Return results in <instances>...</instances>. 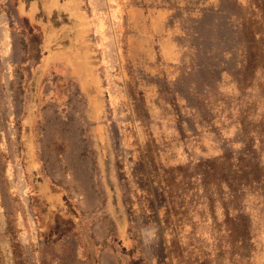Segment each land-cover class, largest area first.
<instances>
[{"label":"rangeland","instance_id":"rangeland-1","mask_svg":"<svg viewBox=\"0 0 264 264\" xmlns=\"http://www.w3.org/2000/svg\"><path fill=\"white\" fill-rule=\"evenodd\" d=\"M85 4L95 87L3 25L2 262L264 264V0Z\"/></svg>","mask_w":264,"mask_h":264},{"label":"crops","instance_id":"crops-1","mask_svg":"<svg viewBox=\"0 0 264 264\" xmlns=\"http://www.w3.org/2000/svg\"><path fill=\"white\" fill-rule=\"evenodd\" d=\"M11 2L14 4L10 13L12 20L0 22V36L5 30L3 25H8L9 31L17 30L19 35L29 41V47H36L41 63L66 60L75 62L78 66L84 62V55L80 51L82 48L74 49L73 46L77 47L74 41L81 39L77 45L83 47L84 41L87 42L89 37L90 25H97L92 14L83 7L84 0H11ZM66 17L69 20L65 19ZM67 33L70 37L68 43ZM67 44L70 48H67ZM59 45L66 48L58 49ZM27 59L30 61L32 58ZM2 261L0 251V264H4Z\"/></svg>","mask_w":264,"mask_h":264},{"label":"flooded vegetation","instance_id":"flooded-vegetation-1","mask_svg":"<svg viewBox=\"0 0 264 264\" xmlns=\"http://www.w3.org/2000/svg\"><path fill=\"white\" fill-rule=\"evenodd\" d=\"M85 63V61L83 62V63H80L77 67H80V66H82V64H84ZM86 63H85V66H84V69H83V67H82V69L81 70H79V68H76V70L78 71V72H76L77 73V76L78 75H80L81 77H82V81H83V83H85V78H88V80H89V85L90 86H93V87H95V85L97 86V83H93V82H95L94 81V79H95V75L93 74V72L92 71H90V69L88 68V71L86 70ZM87 71V72H86ZM84 79V80H83Z\"/></svg>","mask_w":264,"mask_h":264},{"label":"trees","instance_id":"trees-1","mask_svg":"<svg viewBox=\"0 0 264 264\" xmlns=\"http://www.w3.org/2000/svg\"><path fill=\"white\" fill-rule=\"evenodd\" d=\"M84 4H83V7L85 8V9H87L86 8V4H85V0H84V2H83ZM10 5L13 7V3L11 2V0H10ZM65 19H67V20H69V18L68 17H66ZM64 26H66V27H69V28H71V27H74L73 25H64ZM72 32H74L73 30H72ZM76 34V33H75ZM76 40V39H75ZM70 41V37L68 36V33H67V37H66V42L68 43ZM36 42V41H35ZM75 42V41H74ZM84 43H87V42H85L84 41ZM65 45V44H64ZM69 44H67V48L69 47L70 48V45L68 46ZM62 46V45H61ZM60 47V45L57 47V48H59ZM74 47V46H73ZM61 48H66V47H60V49ZM75 49V48H74ZM79 49V48H78ZM84 58H85V56H83Z\"/></svg>","mask_w":264,"mask_h":264},{"label":"bare ground","instance_id":"bare-ground-1","mask_svg":"<svg viewBox=\"0 0 264 264\" xmlns=\"http://www.w3.org/2000/svg\"><path fill=\"white\" fill-rule=\"evenodd\" d=\"M107 261V260H106Z\"/></svg>","mask_w":264,"mask_h":264}]
</instances>
